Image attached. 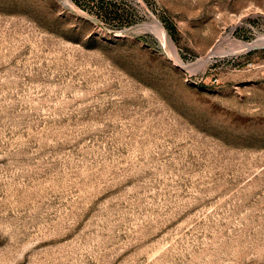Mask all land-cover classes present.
Instances as JSON below:
<instances>
[{"label": "rangeland", "instance_id": "obj_1", "mask_svg": "<svg viewBox=\"0 0 264 264\" xmlns=\"http://www.w3.org/2000/svg\"><path fill=\"white\" fill-rule=\"evenodd\" d=\"M261 37L264 0H0V264H264Z\"/></svg>", "mask_w": 264, "mask_h": 264}, {"label": "bare ground", "instance_id": "obj_2", "mask_svg": "<svg viewBox=\"0 0 264 264\" xmlns=\"http://www.w3.org/2000/svg\"><path fill=\"white\" fill-rule=\"evenodd\" d=\"M145 26V25H144ZM150 28H151V30H153L157 35H158V37L163 41V42H165V44L168 46V48L170 49V50H172V54L174 55V58H176V60L181 64V66L184 68V69H186V70H193L194 69V67H195V65L194 64H186V63H184L183 61H181L180 60V58H179V56H178V54H177V51H176V47H175V44H174V42H173V40H172V38H171V36L168 34V32L166 31V29L164 28V26L161 24V23H159V21L157 22V21H155L154 22V24L153 25H151L150 26ZM147 29V28H146ZM261 38H263V37H261ZM260 38V40H258L257 42H263V44H264V38L263 39H261ZM257 42L255 41L254 43H244V44H241L240 45V48L242 49V50H248V49H250V48H252V47H254V45H256L257 44ZM235 45V44H234ZM236 46V45H235ZM233 49V48H232ZM235 49V48H234ZM238 49V48H237ZM235 52V51H234ZM243 52V51H242ZM218 52H216V51H212V53L210 54V56H208L207 57V59L206 60H200V62L199 63H204V62H206L209 58H211V55H213V54H217Z\"/></svg>", "mask_w": 264, "mask_h": 264}]
</instances>
